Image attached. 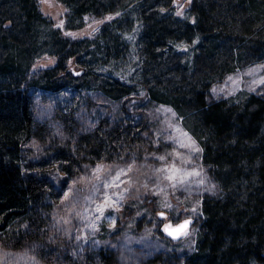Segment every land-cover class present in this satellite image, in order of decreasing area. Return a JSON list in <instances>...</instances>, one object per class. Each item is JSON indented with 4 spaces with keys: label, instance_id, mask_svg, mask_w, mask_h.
Wrapping results in <instances>:
<instances>
[{
    "label": "trees",
    "instance_id": "trees-1",
    "mask_svg": "<svg viewBox=\"0 0 264 264\" xmlns=\"http://www.w3.org/2000/svg\"><path fill=\"white\" fill-rule=\"evenodd\" d=\"M58 1L71 28L84 25L85 17L120 15L102 23L94 38L73 39L53 26L37 0H0L1 242L11 250L39 243L53 188L44 168L57 163L72 173L71 166L81 162V154L73 158L70 149L56 152L49 162L24 158L25 143L41 132L31 87L58 90L71 81H89L111 98L131 93L130 84L107 77L93 63L97 55L102 64L129 60L126 35L138 28L143 88L184 119L192 117L204 163L222 188L220 195L203 199L193 264H249L252 259L264 264V98L248 95L238 105L212 102L209 96L217 78L264 58V0H193V22L174 14L172 0ZM41 53L53 55L56 63L33 71ZM101 126L80 138L82 151L105 147L109 153L110 140L121 130L108 120Z\"/></svg>",
    "mask_w": 264,
    "mask_h": 264
},
{
    "label": "rangeland",
    "instance_id": "rangeland-1",
    "mask_svg": "<svg viewBox=\"0 0 264 264\" xmlns=\"http://www.w3.org/2000/svg\"><path fill=\"white\" fill-rule=\"evenodd\" d=\"M37 1L53 26L63 21L57 28L73 39L94 38L98 30L93 31V28L99 29L102 25L94 21L105 22L108 21L105 17H115V14L88 17L84 25L71 28L66 24L67 9L61 2ZM181 4L184 14L178 17L193 22V0L191 3L178 0L177 4L172 0L175 15ZM126 36L131 50L129 60L102 64L103 58L97 55L93 64L107 77L130 84L131 93L111 98L97 87L98 83L89 81H71L58 90L31 87L33 113L41 132L25 143L24 158L28 162L48 158L49 162L55 160L56 152L70 149L73 158L81 154L78 158L81 162L71 166L72 173L63 171L60 164L47 166L46 163L45 176L53 188L47 201L48 216L42 220L41 241L35 246L31 242L26 248L11 250L0 239V264H193L191 256L197 251L204 220L203 199L220 195L221 184L217 174L204 163L203 147L197 138L201 136L200 131L197 137L191 131L192 117L184 119L170 104L151 99L143 88L144 69L136 46L139 29L135 28ZM54 63L53 55L41 53L36 56L32 70ZM262 66L264 58L235 66L210 86V100H228L242 105L248 95L264 98V83H256L264 80ZM252 69L256 71H250ZM106 120L115 126L118 124L121 130L120 136L110 140L109 153L105 147L82 151L80 138L90 135ZM99 129L104 131L106 127ZM192 141L199 151L180 147L181 142L190 145ZM160 156H165V160H159ZM173 163L181 169L178 175L185 178V182L176 187H172L174 181L165 178L168 173L157 171ZM97 165H102L103 171L97 173ZM129 166L131 171H128ZM121 169L127 174L121 177L122 183L117 181L119 188L106 190L108 194L116 193L113 196L116 204L106 208L101 216L96 207L103 203L105 190L96 192L94 189L100 188L105 180H111ZM191 172L199 175H187ZM97 175L100 181L96 180ZM121 193L123 199L118 198ZM184 220L192 223L188 235L172 239L164 232L168 221ZM249 264L261 263L252 259Z\"/></svg>",
    "mask_w": 264,
    "mask_h": 264
},
{
    "label": "snow or ice",
    "instance_id": "snow-or-ice-1",
    "mask_svg": "<svg viewBox=\"0 0 264 264\" xmlns=\"http://www.w3.org/2000/svg\"><path fill=\"white\" fill-rule=\"evenodd\" d=\"M42 2L47 3L48 0H42ZM188 3H191V0H187ZM174 4L178 3V0H173ZM183 7L184 5H179V9L176 12L177 16H183ZM161 11H165V9H161ZM120 13L117 12L115 13V16H119ZM114 17L113 16H107L105 17V20H112ZM88 17H85V20H87ZM94 23L96 24H100V23H104V21H94ZM63 25V21L60 22L59 25H57V27H61ZM89 27H92V25H89ZM98 29L93 28V31H97ZM66 35H71L70 33H66ZM264 67V66H262ZM250 71H256V69H252ZM79 73H77L78 75ZM230 81H232L233 83H236L235 80H233L232 77L228 78ZM256 83H264V80H260V81H256ZM213 91H217L216 89H213ZM222 91V89L220 90ZM159 111V110H158ZM166 111H171L170 109H166ZM174 115V114H173ZM183 136H187V133H182ZM170 139H173L172 137H169ZM180 147H190L191 150L193 152L195 151H199V149L197 147H195V142L192 141L190 145H186L184 143H180ZM159 160H165V156H160L158 157ZM95 171L97 173L103 171V166L102 165H97ZM128 171H131V166H129ZM158 172L161 173H168V175H166V179L169 181H174V183L172 184V187H176L178 184H183L185 182V178L182 175H178V173L181 172V169L177 168L175 166V163H173L171 166L162 168V169H157ZM127 172H125V170L121 169L119 173H117V175L115 177H113L111 180H105V182L103 184H101L100 188H95L94 191L99 192L101 190H105L104 191V195H103V203H100L97 205L96 207V211L100 213L101 216L104 215L105 209L106 208H110L115 206L116 204V200L113 199V196L116 195V193H112V194H108L107 193V189L109 188H119V183H117V181H119L120 183H122L123 181L121 180V177L126 175ZM187 175H192V176H198L199 173L198 172H191V173H187ZM96 180L100 181L101 177L99 175L96 176ZM68 198V194H65V199ZM119 199H123V194L121 193L118 197ZM165 207L170 208L171 205L170 204H165ZM193 211H195V209H193ZM161 216H163V213H160ZM191 223V220H185L182 224H179L175 227V229H173L171 224H166L164 226V231L168 233V235H171L173 237V239H177L179 238V236L181 235H188L187 232V226Z\"/></svg>",
    "mask_w": 264,
    "mask_h": 264
},
{
    "label": "water",
    "instance_id": "water-1",
    "mask_svg": "<svg viewBox=\"0 0 264 264\" xmlns=\"http://www.w3.org/2000/svg\"><path fill=\"white\" fill-rule=\"evenodd\" d=\"M164 214V213H163ZM161 216V215H160ZM164 216V215H163ZM185 221V220H184ZM184 221H180V222H178V223H173L172 221H168L167 222V224H171L172 225V227H173V229H175V227L177 226V225H179V224H182ZM192 225V223H190L188 226H187V230L189 229V227ZM163 230H164V228H163ZM165 232V231H164ZM167 235H168V233L167 232H165ZM168 236H170L172 239H173V237L171 236V235H168ZM182 236V235H181ZM181 236H179V238L181 237ZM179 238H177V239H179Z\"/></svg>",
    "mask_w": 264,
    "mask_h": 264
}]
</instances>
